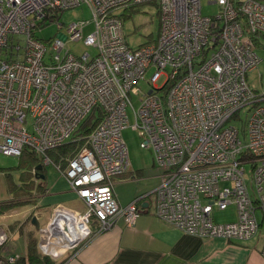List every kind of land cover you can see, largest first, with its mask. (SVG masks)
I'll list each match as a JSON object with an SVG mask.
<instances>
[{"label":"built area","instance_id":"built-area-1","mask_svg":"<svg viewBox=\"0 0 264 264\" xmlns=\"http://www.w3.org/2000/svg\"><path fill=\"white\" fill-rule=\"evenodd\" d=\"M206 1L219 7L216 16L202 15V0H0V154L21 157L28 151L49 165L48 153L70 141L87 116L101 113L85 145L60 172L85 207L83 213L60 207L50 221L59 210L79 220L82 234L72 245L88 239V225L97 234L120 218L134 227L152 195L154 216L187 235L239 242L261 235L264 241V90L257 93L246 82L260 63L255 44L264 35V0ZM143 3L158 6L159 32L131 49L122 12ZM82 4L91 21L71 23L53 42L37 38L57 14ZM90 26L93 32L84 36ZM22 38L20 54L14 44ZM69 43L84 51L70 50ZM133 95L140 96L137 110ZM244 110L246 144L230 123ZM127 127L141 133L140 147L151 152L160 172L151 194L122 207L113 186L130 168L122 139ZM223 183L231 187L221 188ZM230 206L237 220L216 224L214 211ZM72 221H65L67 228L78 236ZM59 230L55 237L64 244L66 234ZM7 240L0 228V248ZM4 251L0 264H15L17 257Z\"/></svg>","mask_w":264,"mask_h":264},{"label":"rangeland","instance_id":"rangeland-1","mask_svg":"<svg viewBox=\"0 0 264 264\" xmlns=\"http://www.w3.org/2000/svg\"><path fill=\"white\" fill-rule=\"evenodd\" d=\"M124 12H122L123 18L121 19V25L126 44L129 48L135 49L144 45L150 39H155L157 37L160 25V15L159 8L156 3H143ZM218 12L219 7L217 5L208 4L206 0H202L201 13L203 16L214 17L218 14ZM119 14L121 15V11ZM91 19L92 14L89 7L86 4H82L77 8L66 10L57 14L56 17L51 19L48 25L43 27L40 32H36V36L43 41H47L46 43L53 42L60 32L66 35V27L71 23L78 21H91ZM57 24H62L61 30H58ZM93 30V26L87 27L84 30V36L91 34ZM15 40H17V37H15ZM24 44V38L14 44L15 46H20L22 48L20 54L23 52ZM67 47L72 51L75 48H77L76 51H84L81 45H76L74 43H69ZM88 51L93 54L92 50L89 49ZM255 52L260 59V63L253 72L247 74L246 82L253 91L261 93L264 90V35L256 38ZM149 76L150 73L146 75V78L148 79ZM163 80L164 78L158 82V86L162 85ZM138 86L142 91H147V85L143 82L139 83ZM139 99L140 96L138 95H133V97H131L132 107L134 110H137L140 105ZM127 115L129 126H132L134 124V116L130 107L127 109ZM248 116L249 113L244 110L240 113L239 118L230 121V123L238 129L239 138L243 144L247 143L246 121ZM32 123L33 121L28 117L25 127L29 132L32 131ZM122 139L124 140L128 150L133 176L125 180L128 174L127 173L126 175L114 180V184L117 181H129L125 184L117 186L119 193L122 194V198L126 199L129 198L132 188L138 193L153 192L159 185V179L156 176L160 171L154 166L151 152L140 147V143L142 142L141 133L133 130L131 127H127L122 131ZM61 153L62 152L59 148L50 151L48 157L51 160V163L49 165H42L41 163L37 164L42 166V170L37 174V176H43V180L35 179V173L33 171L35 166L29 157H12L0 154V203L10 200L11 195L9 190L12 186L21 185L22 175L24 173H30L27 175L29 177H34V189L35 186L38 185L41 186L42 190L43 187L45 188V193L44 191L41 193L37 189L35 190V193L21 194L25 199L31 200L30 205L12 209L0 216V228L5 230L8 235V240L5 243L4 249L7 255H23L25 253L26 236L28 233H31L38 239L39 252L48 256L53 261L59 262L64 256H67L70 253L71 255L75 253L80 248V245L82 246L92 237L91 233L96 231L88 225L90 230L88 239L84 240L82 244L76 246L73 250L69 251L66 249L67 253L65 252L66 254L64 253L65 255L63 256L56 254L54 256V254L46 252L44 248H41V243L43 241L41 230H43L51 221L54 211L60 207L80 213H83L84 211L81 201L69 188L64 177H62V173L68 164L64 167L63 161L66 160L64 158H67V156H61ZM70 159L72 158L68 157L67 161ZM60 166L63 168H60ZM131 178H135L137 181H131ZM245 180L250 190L252 188V184L250 182L251 169L248 166L245 167ZM220 187H231V184L223 183ZM136 196H140V194H137ZM153 199L154 196L152 195L148 197L147 201L151 202ZM236 217L237 211L234 206H230L226 211L215 210L212 215L216 224L234 221ZM33 218H36V221L39 224L38 230H36L32 225L31 221ZM111 227H113V225Z\"/></svg>","mask_w":264,"mask_h":264},{"label":"crops","instance_id":"crops-1","mask_svg":"<svg viewBox=\"0 0 264 264\" xmlns=\"http://www.w3.org/2000/svg\"><path fill=\"white\" fill-rule=\"evenodd\" d=\"M132 176L130 164L125 180ZM125 180L114 184L115 197L122 207L138 197L137 194H150L138 193L132 188L129 198H122L117 186L129 182ZM144 204L147 206L134 227H128L120 218L110 229L98 234L94 231L75 253L60 260H65L63 264H264L261 235L244 242L223 238L202 239L157 219L153 214V200L146 199ZM236 220L237 217L234 221L220 224Z\"/></svg>","mask_w":264,"mask_h":264},{"label":"trees","instance_id":"trees-1","mask_svg":"<svg viewBox=\"0 0 264 264\" xmlns=\"http://www.w3.org/2000/svg\"><path fill=\"white\" fill-rule=\"evenodd\" d=\"M151 40L152 39H150V41ZM100 118H101V113L99 111H96L92 113L91 115H89L80 124L73 138L70 141H68L64 146L59 148L60 151L62 152L61 156L65 155L67 156V158L68 157L73 158L76 155V153L79 151V149L85 145V138L93 130V128L98 123ZM23 156L29 157V159L33 161L35 167L37 166V164H40V158L35 156L33 153L24 151L21 157ZM67 158H64L66 159L65 161H63L64 167L67 164ZM60 168H63V167L60 166ZM27 174H30V173H24L22 175V183L20 186H16V185L14 187L12 186L11 189L9 190L10 195H11L10 200L0 203V216H2L4 213L8 211H11L12 209H16L21 206L24 207L25 205H30L31 200L25 199L23 195L21 194L23 193L30 194L32 192L35 193V190L37 189L41 193H43V191L45 193V188L43 187V190H42L40 185L35 186V189H34V186H33V184L35 183L33 179L34 177L33 176L29 177ZM25 241H26L25 242V253L23 255L16 256L17 260L15 264H63V262L65 261V260L59 261V262L53 261L48 256L41 254L38 248V239L33 234L28 233ZM4 249H5V246L0 248V252H3Z\"/></svg>","mask_w":264,"mask_h":264},{"label":"bare ground","instance_id":"bare-ground-1","mask_svg":"<svg viewBox=\"0 0 264 264\" xmlns=\"http://www.w3.org/2000/svg\"><path fill=\"white\" fill-rule=\"evenodd\" d=\"M60 213H57L56 214V219L55 221H53L51 224L50 222L47 224V226L41 230V235H42V238H43V241H42V245L45 249V251H48L50 252L51 254H55L56 255H63L66 251V249H75L76 246L75 245H72L73 243H75L78 238L77 237H80L82 232H81V226L77 224V222L79 221L78 219H75V217L73 215H69L67 213H62L63 211L62 210H59ZM69 218V220H73L72 223L74 225H78L77 228H78V236H77V232H72L67 228V225H66V222ZM50 224V225H49ZM66 227V231H65V234H66V241L64 244L60 243V240H58L55 236H56V229L58 231L59 228L62 229V227ZM62 231V230H61ZM80 245V244H79ZM78 246V245H77Z\"/></svg>","mask_w":264,"mask_h":264},{"label":"water","instance_id":"water-1","mask_svg":"<svg viewBox=\"0 0 264 264\" xmlns=\"http://www.w3.org/2000/svg\"><path fill=\"white\" fill-rule=\"evenodd\" d=\"M41 170H42V166L41 165H37L34 169H33V171H34V176H35V179H39V180H43L44 179V177L43 176H37V174L39 173V172H41ZM151 194V193H150ZM145 195H149V194H145ZM147 205H143L142 204V207L144 208V207H146ZM32 225L35 227V229L36 230H38L39 229V224H38V222L36 221V218H33L32 219ZM62 229H63V232H64V234H65V229H66V227L64 226V227H62Z\"/></svg>","mask_w":264,"mask_h":264}]
</instances>
